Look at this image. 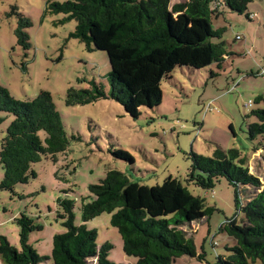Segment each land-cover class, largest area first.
I'll return each mask as SVG.
<instances>
[{
  "label": "trees",
  "instance_id": "trees-1",
  "mask_svg": "<svg viewBox=\"0 0 264 264\" xmlns=\"http://www.w3.org/2000/svg\"><path fill=\"white\" fill-rule=\"evenodd\" d=\"M252 0H49L45 11L63 14V21L74 20L70 37L80 40L88 51L107 54L110 71L109 90L89 82L85 88L70 86L64 102L82 105L99 99H112L133 116L139 107L153 108L162 97L161 82L172 78L176 68L199 70L217 63L220 67L229 55L221 41L223 28L212 29L211 16L223 3L230 11L246 14ZM18 22L14 31L17 44L30 47L26 31L28 17L11 7ZM260 104L251 111L255 122L248 124L247 135L253 140L264 138V94L256 97ZM12 117L0 141V165L4 171L0 189L13 192L16 184L36 177L33 164L43 158L54 159L65 153L69 137L52 94L41 90L33 99H16L0 85V125ZM73 139L80 137L71 136ZM260 149V147H258ZM264 154V144L261 145ZM113 157L129 164L134 157L123 149H110ZM190 169L185 181L212 189L221 179L234 189L237 212L242 215L225 219L219 230L233 240L226 253L208 264H264V187L249 172L247 158L237 148L216 147L210 156L190 152ZM247 189L248 193L242 192ZM252 189L253 191H249ZM244 198V199H243ZM214 207L194 195L178 178L168 176L161 184L145 185L131 181L122 171L108 170L99 183L88 185V194L81 197V224L74 222V201L58 197L55 217L64 231L52 236L49 257L38 255L29 243L33 231L41 224L26 213L14 220L18 226L19 247L0 234V256L5 264H122L106 256L113 248L110 242L96 243V231L86 223L102 213H110V224L116 228L126 256L135 264H173L187 256L205 260L197 254L192 234L182 226L191 225L210 216Z\"/></svg>",
  "mask_w": 264,
  "mask_h": 264
},
{
  "label": "rangeland",
  "instance_id": "rangeland-1",
  "mask_svg": "<svg viewBox=\"0 0 264 264\" xmlns=\"http://www.w3.org/2000/svg\"><path fill=\"white\" fill-rule=\"evenodd\" d=\"M47 1L0 0V85L22 100L33 99L41 90L50 92L70 136L69 145L54 159L43 158L33 164L35 178L16 184L13 192L0 189V234L19 247L14 219L26 213L42 226L30 234L29 243L38 255L49 257L52 236L64 231L55 217L58 197L74 201V222L79 225L81 197L88 194V185L99 183L108 170H120L131 181L145 185L161 184L171 176L192 194L204 198L206 206L214 207L208 219L182 226L187 235L192 234L197 254L204 253L205 260L183 256L173 264L213 263L233 245V240L219 230L221 223L233 217L240 223L242 215L235 207L234 189L226 180L221 179L212 189L185 181L191 165L189 154L210 156L218 146L235 147L247 158L249 172L264 187V138L251 140L247 135L248 124L256 120L251 111L260 107L255 99L264 94V0L247 4L250 18L221 3L210 19L212 29H224L221 41L229 55L220 67L212 63L199 70L176 68L172 78L161 82L159 105L139 107L136 116L108 98L82 105L65 104L70 86L85 88L95 81L107 92L110 65L104 51H88L80 40L70 37L75 21L62 22L63 14L46 12ZM176 1L183 0L171 3ZM12 6L32 23L26 29L30 42L27 50L17 44V16L7 15ZM11 119L0 125V141ZM110 149L128 151L134 163L113 157ZM3 174L0 165V181ZM110 217V213H102L88 221L86 228L96 231L97 245H113L106 256L109 261L135 264L134 257L124 254ZM0 264H5L1 256Z\"/></svg>",
  "mask_w": 264,
  "mask_h": 264
}]
</instances>
